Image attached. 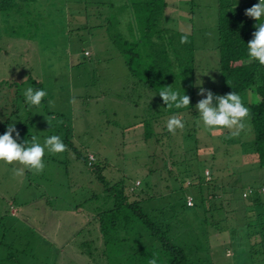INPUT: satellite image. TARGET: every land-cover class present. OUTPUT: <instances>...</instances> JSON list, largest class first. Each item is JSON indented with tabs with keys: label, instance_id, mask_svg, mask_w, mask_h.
<instances>
[{
	"label": "rangeland",
	"instance_id": "rangeland-1",
	"mask_svg": "<svg viewBox=\"0 0 264 264\" xmlns=\"http://www.w3.org/2000/svg\"><path fill=\"white\" fill-rule=\"evenodd\" d=\"M215 1L178 0L176 14L188 21L185 33L193 36L192 60H181L190 84L186 92L190 104L167 108L176 112L168 116L163 115L158 93L161 87L181 88L180 69L170 59V73L178 83L157 84L158 78L145 74V53L136 54L135 46H130L138 40L131 35L139 34L145 25L135 15L129 21L124 11L119 14L118 31L126 42L118 43L125 47L114 46L101 31L84 27L66 11L63 0H34L21 4L19 12L11 10L7 18L0 15V135L14 123L20 133L17 143H30L35 135L43 144L56 135L67 145L62 153L45 149V167L39 174L19 163L0 162V264H114L110 246L106 255L110 261L99 254L98 218L112 209L115 190L122 189L130 197L126 190L135 181L139 182L135 190L142 192L139 209L152 222L175 231L203 225L207 233H201L198 242L204 247V264H264V247L249 254L255 239L241 235V227H246L247 235L254 234L256 228L250 231L247 226L258 212L264 217V206H247L244 214V203L252 196L243 203L240 198L249 186H264V169L241 166L245 158L241 155H248L253 141L249 121L233 137L228 129L205 128L195 107L204 98L197 94L200 87L218 95ZM166 4L170 7L173 2ZM157 16L164 19L155 13L154 22ZM145 43L143 39L139 44ZM120 48L133 49L131 70ZM29 87L46 91L40 105L25 102ZM239 95L246 107L256 101L254 93ZM174 115L185 127L172 134L166 124ZM144 122L150 130L148 140L143 139ZM87 155L94 157L90 167ZM16 168H24L22 176L14 174ZM208 168L217 169L209 172L222 179V190L204 205L205 211L184 208L183 199L196 196L194 175L202 169L208 173ZM227 168H236V173L227 178ZM101 223L111 240L130 235L148 244L141 236L148 231L129 209L107 214Z\"/></svg>",
	"mask_w": 264,
	"mask_h": 264
},
{
	"label": "trees",
	"instance_id": "trees-1",
	"mask_svg": "<svg viewBox=\"0 0 264 264\" xmlns=\"http://www.w3.org/2000/svg\"><path fill=\"white\" fill-rule=\"evenodd\" d=\"M31 1L34 0H0V15L7 18L6 14L11 10L19 12L21 4L29 3ZM157 2L162 3L163 5L162 0H146V3H144L146 4L147 9V15L145 17L146 21H144V29L140 32V37L138 40L134 44L129 45L135 46L134 48H136V50L134 52L136 54L142 52L145 53L146 60L148 61L144 65L145 74L147 76L158 78L157 84L163 82L178 83L174 81L176 76L170 73V65L168 64L170 59H175L176 67L180 69L177 76L181 83V88H179L177 91L180 92L181 95H183V93L187 95L186 92L188 91L190 84H188V81L186 80V76L181 65V60L189 59L190 62L192 60V37L190 34L177 33L169 29L162 30L160 35V32L155 27V22L153 19L155 17L156 11L158 10L156 8ZM239 2H242V0H216L214 28L216 33L215 49L217 51V70L219 81L217 90L218 95H225L232 91L237 94H242L248 91L256 95V101L252 104H248L247 106V108L250 110V119L248 121L253 132V141L252 146L250 143V145L247 147L248 153L246 154L250 155V160L253 162L251 163L252 166L262 170L264 169V66H261L258 61L250 60L247 54V44L252 39V33L256 30V23L259 22L245 16L244 14L246 9H249L253 5L257 4L259 0H243V3ZM136 9L142 10L143 7H136ZM82 16L86 17L87 14H83L80 17ZM109 18L112 20V14ZM108 26L110 28V32L109 28H107L106 34L112 45L124 46L118 42L119 40L126 42L125 39L120 35H113L114 25L111 21H109ZM150 29H153V31L149 32L148 30ZM184 35H187L188 42L181 44V37ZM143 39H145L147 43L140 46L139 43ZM137 46H140L141 48ZM132 50V48H126V50L120 48L121 54L126 58L125 64L128 70H131L130 62L132 60L129 56L135 55L132 54ZM84 53V56L88 55L87 52ZM136 57H139V55H136ZM140 67L142 66L139 65L138 68ZM186 81L187 84L185 83ZM149 83L152 84L150 79ZM146 87L149 88L148 86ZM189 94L190 92L188 95ZM160 105H162V109L165 110L166 114H163L164 116L173 115L176 113L175 111L170 112L162 100ZM190 112L191 111L189 110V113ZM146 123L147 122H144L145 125L142 132L144 140H148L150 138V130H148ZM92 161V156L87 155L86 165L88 167L92 165ZM248 165L249 164H247V166ZM241 166L243 167L242 164ZM245 167L246 166L244 165V168ZM204 169L194 175V180L196 181V196L193 198L192 196L188 195L183 199V207L186 209L198 207L202 211H205L204 205H208L210 201L215 200L216 191L219 189L222 190L220 187V185H222V179L209 172L210 170L211 172L214 171L216 173L218 172L217 169L208 168L207 179L206 175H203ZM229 169L230 168H227V173H229V175L227 174V178L229 176L232 177L233 173H236V168L234 171H232L233 169L228 171ZM223 170L224 169H220L219 172ZM247 171L248 169H245V172ZM99 180L100 182H104L100 177ZM137 183L138 184L136 186L133 183L126 190L129 194H131V196L134 195V198L124 195L122 189L117 191L115 190L112 195L114 200L112 209L108 210L107 212H102L98 218V229L101 234L102 241L99 254L101 257H103L104 261H110V259H108L106 256L107 248L110 246L113 250L112 261L114 264H148V261L152 259L154 255L158 257L157 264H204V247H201L198 242V239L201 237L200 234L207 233L206 229L203 228V225L201 224L200 227L197 225V230L182 228V230L175 231L172 230L168 225L164 226L157 222H152L139 209V195H141L142 192L138 191L137 193L135 190L139 187V182ZM105 187L106 190L110 191L112 190L111 188H113H108L107 186ZM249 187L251 188H247L240 194L242 203L243 200H246L252 196L248 199V203H244V208L246 207V209L243 210L244 214L248 211L250 205L253 207L264 206V186L254 185ZM233 188V191L236 190L235 187ZM260 189H262L263 192L260 193ZM247 190H250V194L243 198L242 193L246 192ZM188 199L190 200L191 205H187L186 202ZM122 208L131 210L135 214L136 220L146 231H148L149 234L145 236L141 235L142 238L145 237L148 240V244H145L144 240H134L130 235H127V238H121L118 240H111V238L106 236L107 232L105 234V231L102 229L101 220L107 216V214L110 216V214L113 215L118 213ZM216 208L218 209L219 207ZM70 210L74 211L73 207H71ZM255 216L256 218L251 220V224L247 226V229L252 231L254 228H256L257 232L255 231L254 234L247 235V232L245 231L246 227H241V235L243 237L249 240H251V238L255 239L253 243L254 246L248 247V251H250L249 254L259 253L261 249L263 250L262 247H264L263 213L260 212L259 214L258 212ZM108 239L109 241H107ZM205 241L206 244V238ZM99 244H97L98 249ZM114 245H117V247ZM126 248H128V250ZM206 250L209 251V247H206ZM88 259L89 261H93L90 254L88 255Z\"/></svg>",
	"mask_w": 264,
	"mask_h": 264
},
{
	"label": "clouds",
	"instance_id": "clouds-1",
	"mask_svg": "<svg viewBox=\"0 0 264 264\" xmlns=\"http://www.w3.org/2000/svg\"><path fill=\"white\" fill-rule=\"evenodd\" d=\"M244 14L259 22L256 23V30L252 33V39L247 44L248 57L264 66V19H262L264 18V0H259L257 4L246 9ZM180 42L181 44L187 43V35L182 36ZM197 94L204 97L198 101L195 107L205 128L228 129L233 137L239 136L241 131L246 129L248 126L246 121L250 119V110L244 105L239 94L232 91L225 95H215L211 90L203 87L199 88ZM46 95L45 90H37L32 87L27 88L24 92L25 102L33 106L40 105ZM158 95L169 109L172 107L186 108L190 104L188 95L184 93L181 95L171 86L161 87ZM166 127L169 133L175 134V131L183 129L185 124L179 116L174 115L168 119ZM19 137L20 133L14 123L8 125L5 133L0 135V162L19 163L35 174L41 173L45 167L43 163L45 149L50 153H62L67 150V145L56 135L47 137L43 144L38 142L35 135L31 137L30 143L28 141L17 143ZM92 159L94 160V157ZM24 168L13 169V172L17 176H22ZM157 260L158 257L154 255L148 264H157Z\"/></svg>",
	"mask_w": 264,
	"mask_h": 264
},
{
	"label": "crops",
	"instance_id": "crops-1",
	"mask_svg": "<svg viewBox=\"0 0 264 264\" xmlns=\"http://www.w3.org/2000/svg\"><path fill=\"white\" fill-rule=\"evenodd\" d=\"M162 1H163V5L162 3H160L159 5L162 8H159L156 11V13L161 14L164 17L163 20L165 21L160 19L158 16L156 17V21H155L156 22L155 27L160 32V35H161L162 30H167V29L172 30L177 33H185L186 29L184 27H188V24H187L188 21H186L185 19L182 21L181 20L182 18L178 14H176L177 12H179L177 10L178 7H180V5L178 4L179 3L178 0H162ZM167 1L169 5H172V2H173V5L168 7L166 4ZM63 2L67 6L66 11L68 9V12H71L72 14L76 15V17L79 18V21L81 24H83L89 29L101 31L102 35L105 36L107 39H108V36L106 34V29H107L109 21H111L112 24L114 25L113 35L115 36L117 34L124 38V35L120 34L118 31V29L121 27V20L119 18V14L121 10L124 11L123 13H125L126 15V18H125L126 20L130 21L132 18V15H135L136 17L139 18L140 21H143V22L146 21V19L144 18V14H147L146 4H144L146 3V0H126V1L125 0H89V1L88 0H82V1L63 0ZM127 2L129 3L127 4ZM176 4H178L179 6ZM215 5H216V1H215ZM86 6L90 7V10L88 12L85 10ZM136 7H143V9L137 10ZM109 10L112 13V20H110L108 16ZM143 11H146V12H143ZM83 14H87V16L80 17ZM215 16H216V13H215ZM177 19H178V22H177ZM105 23H107V25H105ZM172 24H174L173 27L171 26ZM186 34H190L191 37H193L192 33H186ZM139 37H140V33L131 35L132 39H137ZM241 156L245 157L241 159L243 166L245 165L247 167V164L250 165L251 163H253L250 160L249 154L246 156L242 154ZM203 175H204V172H203ZM13 213L14 212L11 211V215H13ZM126 249L128 250V248Z\"/></svg>",
	"mask_w": 264,
	"mask_h": 264
},
{
	"label": "built area",
	"instance_id": "built-area-1",
	"mask_svg": "<svg viewBox=\"0 0 264 264\" xmlns=\"http://www.w3.org/2000/svg\"><path fill=\"white\" fill-rule=\"evenodd\" d=\"M89 158H91V157H89ZM204 175H206V179L208 178L207 176H208V174H207V172H205L204 173ZM138 183L137 182H135L134 183V185L136 186ZM248 194H250V190H247L246 192H244V193H242V197L244 198L246 195H248ZM187 205H191V202H190V200L188 199L187 200Z\"/></svg>",
	"mask_w": 264,
	"mask_h": 264
}]
</instances>
